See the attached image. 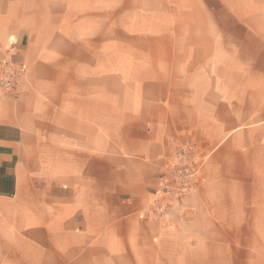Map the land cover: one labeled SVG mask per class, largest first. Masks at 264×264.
Returning a JSON list of instances; mask_svg holds the SVG:
<instances>
[{
	"label": "crops",
	"instance_id": "1",
	"mask_svg": "<svg viewBox=\"0 0 264 264\" xmlns=\"http://www.w3.org/2000/svg\"><path fill=\"white\" fill-rule=\"evenodd\" d=\"M11 48L0 264H193L196 228L264 225V0H0ZM190 145L201 184L152 216Z\"/></svg>",
	"mask_w": 264,
	"mask_h": 264
},
{
	"label": "rangeland",
	"instance_id": "2",
	"mask_svg": "<svg viewBox=\"0 0 264 264\" xmlns=\"http://www.w3.org/2000/svg\"><path fill=\"white\" fill-rule=\"evenodd\" d=\"M10 51L9 49L8 58L0 62V67L6 62L14 61L13 56L15 52L13 51V54L10 55ZM0 90L3 93H11L4 90L1 86ZM183 148H189L199 163L196 181L191 189H189L192 190L202 182L201 177L203 175V163L206 154L197 145L181 146L175 152L170 164L175 162L176 153ZM178 204L175 203L174 205ZM241 213L245 216L242 219L244 223L241 226L231 224L218 225L211 222V225L206 227V230H208L206 235H203L201 228L195 229L193 264H264V225H258L257 227L251 225L249 210H243ZM211 221L217 222L212 215ZM232 221L231 219L226 220L227 223Z\"/></svg>",
	"mask_w": 264,
	"mask_h": 264
},
{
	"label": "built area",
	"instance_id": "3",
	"mask_svg": "<svg viewBox=\"0 0 264 264\" xmlns=\"http://www.w3.org/2000/svg\"><path fill=\"white\" fill-rule=\"evenodd\" d=\"M10 50L12 55L14 49ZM23 74L22 64L15 61L4 63L0 67V86L8 92H13ZM168 169V174L162 176L156 191L158 196L150 212L152 216H162L168 207L180 202L196 181L199 163L189 148H183L176 153L175 162L169 164Z\"/></svg>",
	"mask_w": 264,
	"mask_h": 264
}]
</instances>
